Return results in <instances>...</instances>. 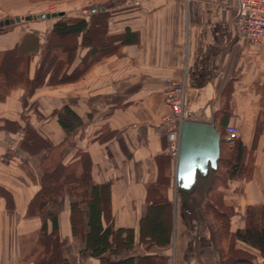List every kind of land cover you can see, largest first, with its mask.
<instances>
[{
	"label": "crops",
	"instance_id": "crops-1",
	"mask_svg": "<svg viewBox=\"0 0 264 264\" xmlns=\"http://www.w3.org/2000/svg\"><path fill=\"white\" fill-rule=\"evenodd\" d=\"M15 1L25 0L0 4ZM73 3L72 17L106 11L110 35L130 31L137 40L94 63L76 83L41 87L24 102V91L12 90L0 103V264H33L29 260L40 247L42 221L27 208L40 186V158L66 137L54 115L64 105L82 121L69 138L64 164L76 151L82 152L76 160L91 180L110 185L113 225L135 230L134 244L118 258L128 254L134 264H219L212 236H202L200 223L201 218L208 221L207 181H200L190 195L175 191L176 159L170 157L162 125L168 112L163 92L183 83L186 121L211 124L220 132L221 143L228 141L226 126L238 128V138L227 146L240 143L252 155L251 179L227 181L218 190L223 204L235 211L231 229L244 227L246 209L264 204V47L235 35L237 0ZM58 12L68 18L69 11ZM10 17L19 18V23L0 27V52L12 49L30 30L42 35L54 22L28 24L32 14L4 11L0 23ZM20 19L27 24L21 26ZM33 71L34 62L30 75ZM160 182L176 219L170 245L146 249L137 242L138 223L149 186ZM69 205L67 196L57 201V236L49 242L67 264H100L80 254L83 244L71 233ZM191 225L194 234L186 236ZM47 231L51 232L50 222ZM236 246L258 256L243 244Z\"/></svg>",
	"mask_w": 264,
	"mask_h": 264
},
{
	"label": "trees",
	"instance_id": "trees-1",
	"mask_svg": "<svg viewBox=\"0 0 264 264\" xmlns=\"http://www.w3.org/2000/svg\"><path fill=\"white\" fill-rule=\"evenodd\" d=\"M108 17L109 14L101 10L82 17H58L42 35L30 30L12 49L1 51L0 103L12 90H23L24 102L41 87L79 81L94 63L136 42V35L130 31L110 35ZM95 36L99 38L96 40ZM32 62L34 71L30 75ZM54 115L66 137L57 146L48 147L40 158V186L27 208L28 214L36 215L42 221L40 247L29 262L67 264L57 256L58 250L49 242L57 236V201L67 196L70 199L71 233L82 241V257L98 260L100 264H134L135 258L128 254L118 258L132 247L136 234L133 228L113 225L109 206L110 185L96 184L91 180L89 172L76 160V156L82 157V152L76 151L73 160L64 164L69 138L82 125L81 119L67 105ZM227 144L228 141L222 140L217 168L204 204L206 218L211 222L210 235L215 243L217 260L219 264H264V204L248 207L244 227L232 230L231 220L235 211L223 204L219 187L214 192V186L218 183L223 188L227 181L251 179L252 155L240 143H235L233 147ZM221 150L229 158L222 156ZM166 189L161 182L148 188L146 209L137 230V242L146 245V249L170 245L173 233L172 203L168 200ZM48 222L51 225L49 233ZM218 242L224 247H219ZM238 243L255 250L258 256L238 248Z\"/></svg>",
	"mask_w": 264,
	"mask_h": 264
},
{
	"label": "water",
	"instance_id": "water-1",
	"mask_svg": "<svg viewBox=\"0 0 264 264\" xmlns=\"http://www.w3.org/2000/svg\"><path fill=\"white\" fill-rule=\"evenodd\" d=\"M64 13L42 14L40 19H55ZM19 18L6 19L0 27L13 25ZM220 155V132L205 122L185 121L180 125L178 156L175 162V191L190 195L200 181H207L208 191Z\"/></svg>",
	"mask_w": 264,
	"mask_h": 264
},
{
	"label": "built area",
	"instance_id": "built-area-1",
	"mask_svg": "<svg viewBox=\"0 0 264 264\" xmlns=\"http://www.w3.org/2000/svg\"><path fill=\"white\" fill-rule=\"evenodd\" d=\"M234 30L238 38L253 46L264 47V0H237ZM163 100L168 112L162 117V125L170 157L175 160L178 156L180 125L186 121L184 84L176 83L166 88ZM223 133L229 142H233L238 138L239 130L226 126Z\"/></svg>",
	"mask_w": 264,
	"mask_h": 264
},
{
	"label": "rangeland",
	"instance_id": "rangeland-1",
	"mask_svg": "<svg viewBox=\"0 0 264 264\" xmlns=\"http://www.w3.org/2000/svg\"><path fill=\"white\" fill-rule=\"evenodd\" d=\"M62 3L64 4V6H59V5H62ZM56 5H58V6H56ZM61 9L69 11L68 12V18H70L74 14V12H73V14L70 13V12L76 9V5H74L73 0H62V1L25 0L23 2L22 1H15V2H5L3 4H0V12H4L5 11V13H8L10 15H12L14 13L15 14H17V13L21 14L22 13V14H26V15H31L32 14V20L30 22H28V24H32V23L39 24V23H41L44 20V19L42 20V19L39 18L40 15L49 14L50 12H58ZM3 17H4V15H3ZM7 17H9V16H7ZM10 19H13V17H10ZM21 21H22L21 24H20L21 26L23 24H27V21H25V20H21ZM43 24H44V22H43ZM41 25H42V23H41ZM9 26H13V25H9ZM46 31H48V29ZM98 38H99L98 36H95L96 40ZM107 57H110V56H107ZM76 82H72V83H76ZM72 83H59V84L45 86V87H57V86H62V85H69V84H72ZM221 149H223V148H221ZM222 151H224V150H221V155L225 156V158H229L228 154L226 155ZM214 187H215V189H214V192H215L218 187H221V184L218 183ZM176 194H178V193L176 192ZM200 195H202V194L200 193ZM175 219H174V210H173V207H172V221H171L172 229H173V226H174V220ZM209 220L210 219H208V224L204 223L202 218L200 220V223H202V225L204 226V228L202 230V236H211L210 235V228H209V224H211V222ZM178 223L180 224V222H178ZM179 224H178V226H179ZM184 234L186 236H187V234H189L188 236H193V234H194V226L191 225L190 228H187V230H186V232ZM218 246L221 247V248L224 247V245L220 244L219 242H218Z\"/></svg>",
	"mask_w": 264,
	"mask_h": 264
},
{
	"label": "bare ground",
	"instance_id": "bare-ground-1",
	"mask_svg": "<svg viewBox=\"0 0 264 264\" xmlns=\"http://www.w3.org/2000/svg\"><path fill=\"white\" fill-rule=\"evenodd\" d=\"M50 13H52V12H50ZM71 21V20H70ZM188 115V114H187ZM73 160V159H72ZM204 184V183H203Z\"/></svg>",
	"mask_w": 264,
	"mask_h": 264
}]
</instances>
